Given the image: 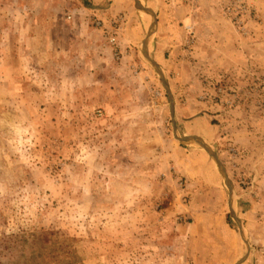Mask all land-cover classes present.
Here are the masks:
<instances>
[{"label":"rangeland","instance_id":"rangeland-1","mask_svg":"<svg viewBox=\"0 0 264 264\" xmlns=\"http://www.w3.org/2000/svg\"><path fill=\"white\" fill-rule=\"evenodd\" d=\"M260 38L264 0H0V264H264Z\"/></svg>","mask_w":264,"mask_h":264},{"label":"crops","instance_id":"crops-1","mask_svg":"<svg viewBox=\"0 0 264 264\" xmlns=\"http://www.w3.org/2000/svg\"><path fill=\"white\" fill-rule=\"evenodd\" d=\"M95 1V0H94ZM95 3V2H94ZM97 5V4H96ZM141 10H143V9H141ZM162 10V9H161ZM161 12V15H160V17H159V19H160V22H159V27H158V37L162 40L163 39V41H159V45H164L165 43L168 45V44H171V45H174V43H172V38L171 37H169L168 35H167V33H170V32H172V30L174 29V25H172V24H169V25H166L164 22L166 21V17H168V14H164V13H162V11H160ZM110 14V13H109ZM215 19V18H214ZM128 26V25H127ZM210 27H212L211 26V24H210ZM134 28V29H133ZM132 30H133V32H134V34H137L136 35V37H138V35L139 36H141V39L142 40H140L139 38V41H141V43H143V42H145V51L147 52L148 51V47H149V45H150V42H149V40H144L145 39V34H146V32H145V29L143 30V31H140V29L139 28H135V27H132ZM101 32V33H100ZM104 31L103 30H101V31H98L97 30V33H98V36L102 39V37H101V35H102V33H103ZM209 32L210 33H208V37L210 36V37H212V36H220V37H225V36H230V35H232L231 33L229 34V35H227V34H225V33H220V31L218 32V31H215V30H209ZM104 35V34H103ZM224 35V36H223ZM124 37V36H123ZM261 37H263V36H261ZM225 38H227V37H225ZM101 39H100V41H101ZM229 39L230 40H232L230 37H229ZM227 40V39H226ZM260 40H262L263 42H264V40H263V38H260ZM120 41H121V47H125L124 45L125 44H123V42L125 41V39H123V38H120ZM161 42V43H160ZM262 42V43H263ZM103 46H105V43L103 44ZM154 48V47H153ZM222 51L224 52V54L225 55H221V58L222 59H220V60H217V63H220L219 61H231V62H229V64L227 65L228 67H230V68H236V66L238 65V64H240V62L242 63V65L243 64H246L247 63V61H248V57H246V55L244 54V53H242V52H240L238 49H234L232 52H229V49L224 45V46H222ZM263 51H264V49H263ZM209 52V51H208ZM210 53V52H209ZM263 54H264V52H262V53H260V59H261V56H263ZM198 57H200V59H202V60H206L205 58H206V56H204V55H202L201 53H199L198 52ZM156 60H157V58H155ZM219 59V58H218ZM229 59V60H228ZM216 64V62H214V65ZM216 185V184H215ZM212 189H214V190H217L216 188H214V187H212Z\"/></svg>","mask_w":264,"mask_h":264},{"label":"built area","instance_id":"built-area-1","mask_svg":"<svg viewBox=\"0 0 264 264\" xmlns=\"http://www.w3.org/2000/svg\"><path fill=\"white\" fill-rule=\"evenodd\" d=\"M117 38L115 37V36H111L110 38H109V40H110V42H111V44H115V43H117V40H116Z\"/></svg>","mask_w":264,"mask_h":264},{"label":"water","instance_id":"water-1","mask_svg":"<svg viewBox=\"0 0 264 264\" xmlns=\"http://www.w3.org/2000/svg\"><path fill=\"white\" fill-rule=\"evenodd\" d=\"M205 148V147H204ZM215 160V159H214ZM215 163L217 164V166H219V163L217 162V160H215ZM224 174V173H223ZM225 176V175H224ZM226 178V177H225Z\"/></svg>","mask_w":264,"mask_h":264}]
</instances>
